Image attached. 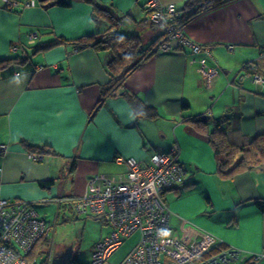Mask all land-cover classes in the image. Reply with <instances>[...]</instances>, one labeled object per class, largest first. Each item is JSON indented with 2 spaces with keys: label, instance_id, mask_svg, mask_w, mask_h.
I'll use <instances>...</instances> for the list:
<instances>
[{
  "label": "crops",
  "instance_id": "1",
  "mask_svg": "<svg viewBox=\"0 0 264 264\" xmlns=\"http://www.w3.org/2000/svg\"><path fill=\"white\" fill-rule=\"evenodd\" d=\"M35 1L34 7L9 12L0 0V60L29 58L0 74V146L6 147L0 150V197L33 208L53 203L60 210L67 199L85 194L94 176L120 182L127 166L117 157L146 165L151 155L177 144L186 177L163 193L174 235L191 244L207 234L245 253L264 252V213L254 203L264 200V166L222 177L205 135L190 121L208 116L209 131L220 126L237 144L264 133V0H223L182 28L186 39L210 50L211 58L198 59L218 69L212 85L190 62V48L173 43L171 52L144 59L118 93L104 100L108 51L67 44L29 51L57 37L99 36L110 23H98L85 0H68L67 7ZM98 1L121 20L116 34L139 37L144 48L161 41L163 28L144 11L148 0ZM185 1L160 0L178 9ZM253 70L261 82L249 74ZM136 102L156 117L140 118ZM23 140L57 155L35 159ZM47 180L54 183L40 186Z\"/></svg>",
  "mask_w": 264,
  "mask_h": 264
},
{
  "label": "built area",
  "instance_id": "2",
  "mask_svg": "<svg viewBox=\"0 0 264 264\" xmlns=\"http://www.w3.org/2000/svg\"><path fill=\"white\" fill-rule=\"evenodd\" d=\"M1 4L7 11L15 12L22 7H34L36 1L1 0ZM144 11L149 21L160 25L164 31L152 53H169L173 43L181 48L189 47L190 62L198 63V72L208 86L212 85L219 75L218 69L198 59L201 54L211 58L210 50L186 39L173 24L180 15L178 9L160 0H148ZM35 36L30 35L31 42ZM254 80L261 82L257 75ZM0 150L5 151L6 147L0 146ZM179 152V146L174 144L167 153L151 155L146 165L134 158L117 157L116 162L127 166V173L120 182L94 176L85 194L67 199L76 215L100 218L110 229L97 243L89 264H104L124 240L135 233L139 234V242L121 264H264V252L245 253L207 234L191 244L174 235L163 193L182 185L185 180L186 170L179 160ZM33 157L40 158L39 155ZM47 235L46 224L39 219L32 203L0 197V264H41L27 260V256ZM51 260L50 250L45 264H51Z\"/></svg>",
  "mask_w": 264,
  "mask_h": 264
},
{
  "label": "trees",
  "instance_id": "3",
  "mask_svg": "<svg viewBox=\"0 0 264 264\" xmlns=\"http://www.w3.org/2000/svg\"><path fill=\"white\" fill-rule=\"evenodd\" d=\"M223 0H186L178 12L180 15L176 17L173 24L182 30L189 22H191L199 13L212 9L220 4ZM48 5H57L61 7L69 6L68 0H41ZM86 3L93 7L94 18L98 23H110L108 29L101 35L85 36L75 41H66L62 38H55L50 42L42 43L32 47L34 54L47 51L60 45H70L78 51L92 48L96 51H108L111 59L107 63V72L110 81L102 88V100L109 96H114L123 87L126 78L132 74L140 63L148 56L153 54V47L144 48L139 37L120 36L114 32L115 26L121 20L118 19L108 7L101 4L98 0H85ZM28 56L12 59L0 60V74L11 65H24L28 61ZM253 76H261L258 71H250ZM101 100V101H102ZM137 115L140 118H155L156 113L152 108L134 103ZM205 116H199L193 121L194 127L198 132L205 135L208 144L214 152V156L218 165V174L224 178L233 177L236 174L251 171L253 169L264 166V133L260 134L245 144L234 143L229 135L221 130L220 126H216L213 130H208V122ZM25 150L31 154L39 156H56L57 153L49 146H34L27 141H21ZM54 183L53 180L40 182V186L47 188ZM254 203L264 213V200L258 199ZM48 247H51V241L47 236H43L34 246L31 253L27 256L29 261H38ZM49 249V248H48ZM48 252V250H47ZM46 263V258L41 264ZM75 262L72 261V264Z\"/></svg>",
  "mask_w": 264,
  "mask_h": 264
},
{
  "label": "rangeland",
  "instance_id": "4",
  "mask_svg": "<svg viewBox=\"0 0 264 264\" xmlns=\"http://www.w3.org/2000/svg\"><path fill=\"white\" fill-rule=\"evenodd\" d=\"M29 52L33 53L34 50ZM58 209V206L53 203H39L34 207L39 219L45 222L48 238L51 241V247L44 251L46 253L38 256V262L44 261L50 250L53 257L72 248V258L69 264H72V261L75 262L74 264H89L97 243L109 229L100 218L76 215L71 204L66 203L60 210ZM138 242V233L125 239L104 264H121L135 249Z\"/></svg>",
  "mask_w": 264,
  "mask_h": 264
},
{
  "label": "water",
  "instance_id": "5",
  "mask_svg": "<svg viewBox=\"0 0 264 264\" xmlns=\"http://www.w3.org/2000/svg\"><path fill=\"white\" fill-rule=\"evenodd\" d=\"M205 120H208V116L204 117ZM72 258V248L68 249L62 254H58L52 257L51 264H68Z\"/></svg>",
  "mask_w": 264,
  "mask_h": 264
},
{
  "label": "flooded vegetation",
  "instance_id": "6",
  "mask_svg": "<svg viewBox=\"0 0 264 264\" xmlns=\"http://www.w3.org/2000/svg\"><path fill=\"white\" fill-rule=\"evenodd\" d=\"M69 263H70V262H69ZM69 263H68V264H69Z\"/></svg>",
  "mask_w": 264,
  "mask_h": 264
}]
</instances>
